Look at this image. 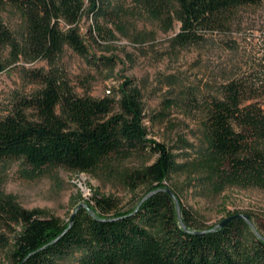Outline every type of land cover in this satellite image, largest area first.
Instances as JSON below:
<instances>
[{
	"label": "trees",
	"instance_id": "1",
	"mask_svg": "<svg viewBox=\"0 0 264 264\" xmlns=\"http://www.w3.org/2000/svg\"><path fill=\"white\" fill-rule=\"evenodd\" d=\"M171 1L177 5L181 24L175 41L182 46L200 41L205 32L225 24L230 11L264 2L143 3L161 16ZM6 5L17 7L25 17V53L49 62L56 60L65 44L87 56L79 22L85 14L98 18L106 12L98 0H0V13ZM7 45L19 51L18 40L0 17V53ZM35 74L43 87L19 97L13 109L0 117V161L23 160L36 171L62 167L88 173L110 156L149 151L158 155L157 161L135 176L157 187L135 208L112 215L114 201L96 196L94 204H79L74 220L67 223L23 208L11 197L0 198V246L10 242L2 229L13 234L16 264H60L75 254H79L78 264H264L261 228L257 227L259 236L237 218L214 230L198 229L184 209L179 218L176 202L163 185L175 167L173 157L164 144L148 136L143 109L134 94L121 89V111L112 113V100L79 96L56 75ZM219 93L208 103V152L221 163L222 176L228 181L261 180L264 152L254 144L264 140V70L223 83Z\"/></svg>",
	"mask_w": 264,
	"mask_h": 264
},
{
	"label": "rangeland",
	"instance_id": "2",
	"mask_svg": "<svg viewBox=\"0 0 264 264\" xmlns=\"http://www.w3.org/2000/svg\"><path fill=\"white\" fill-rule=\"evenodd\" d=\"M106 11L98 18L85 14L79 22L89 53L80 55L68 44L54 62L33 59L24 50L26 21L20 9L6 5L0 17L19 42L0 53V117L19 97L43 87L36 71L56 75L79 96L112 100L121 111V89L140 101L148 136L170 151L175 167L163 185L176 195L180 211H188L198 229L213 228L229 215H249L264 232V177L234 182L222 176L223 166L208 152L205 122L208 103L223 83L264 70V2L238 7L220 27L198 42L176 43L180 18L175 2L161 16L143 0H98ZM33 117V114L30 115ZM254 146L264 152V140ZM149 151L113 155L88 173L62 167L31 169L23 160L0 161V198L11 197L28 210L71 220L77 206L110 198L116 212L135 208L157 186L135 174L156 162ZM0 246V264H16L13 234ZM79 254L60 264H78Z\"/></svg>",
	"mask_w": 264,
	"mask_h": 264
},
{
	"label": "water",
	"instance_id": "3",
	"mask_svg": "<svg viewBox=\"0 0 264 264\" xmlns=\"http://www.w3.org/2000/svg\"><path fill=\"white\" fill-rule=\"evenodd\" d=\"M166 192H168V193L172 196V198L175 200L176 205H177V209H178V215H179V218L181 219L182 216H181V214H180L179 202H178V199H177L176 195H175L174 192H173L171 189H169V188L166 189ZM153 193H154V191L150 192L146 197H144V199L147 198V197H149V196L152 195ZM144 199H143V200H144ZM81 206H85V207H87V205H85V204H83V205H81ZM75 214H76V212H75ZM75 214L72 216V220H74V218H75ZM237 218H240V219L245 220L247 223H249V225L253 228V230H254L259 236H261V234H260L259 231L257 230L256 225L253 223L251 217H250L249 215H246V214H235V215H232V216L226 218L224 221H222V222L219 223L218 225H216L215 227H213L211 230H214L215 228H217V227H219V226H224V225H226L229 221L234 220V219H237ZM181 223H182L183 227L185 228V227H186L185 224H184L183 222H181ZM202 232H205V231H202Z\"/></svg>",
	"mask_w": 264,
	"mask_h": 264
}]
</instances>
